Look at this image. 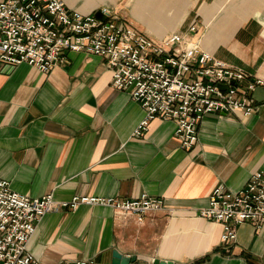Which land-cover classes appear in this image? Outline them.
I'll return each mask as SVG.
<instances>
[{"label":"crops","instance_id":"0c3cea01","mask_svg":"<svg viewBox=\"0 0 264 264\" xmlns=\"http://www.w3.org/2000/svg\"><path fill=\"white\" fill-rule=\"evenodd\" d=\"M64 1L84 13L119 7L156 40L186 32L187 42L264 81V0ZM112 77L104 58L84 52L67 51L48 72L0 61V178L14 191L165 201L141 223L104 205L49 212L29 252L44 264H112L114 250L136 256L130 264H264V222L242 223L227 244L222 223L199 214L218 185L236 192L264 172V83L249 93L255 113L206 114L196 145L185 149L172 120L153 119L134 136L146 112Z\"/></svg>","mask_w":264,"mask_h":264},{"label":"built area","instance_id":"2783aa9c","mask_svg":"<svg viewBox=\"0 0 264 264\" xmlns=\"http://www.w3.org/2000/svg\"><path fill=\"white\" fill-rule=\"evenodd\" d=\"M186 36V32H176L153 39L106 6L84 13L71 9L64 0L0 1V61L26 62L48 72L65 62L67 51L101 56L112 70L113 86L129 90L146 112L134 136L147 131L153 119L172 120L175 137L183 148L191 149L206 114L255 113L260 106L249 93L264 81L250 79L244 70L214 58L198 43L187 42ZM82 204L110 206L140 223L149 213L165 208L163 197L147 193L136 199L29 197L0 178V264H44L27 248L40 219ZM199 214L222 223L221 240L227 244L236 240L242 223L260 226L264 222V172L253 173L236 192L218 185ZM75 264L96 262L78 259Z\"/></svg>","mask_w":264,"mask_h":264},{"label":"water","instance_id":"95a60500","mask_svg":"<svg viewBox=\"0 0 264 264\" xmlns=\"http://www.w3.org/2000/svg\"><path fill=\"white\" fill-rule=\"evenodd\" d=\"M136 256H125L117 250L113 251L112 264H130L136 260ZM153 264H173L169 261H162L160 259H154Z\"/></svg>","mask_w":264,"mask_h":264},{"label":"rangeland","instance_id":"374dc122","mask_svg":"<svg viewBox=\"0 0 264 264\" xmlns=\"http://www.w3.org/2000/svg\"><path fill=\"white\" fill-rule=\"evenodd\" d=\"M119 7H118V11L117 10H115V12L117 13V15L119 16V17H121V14H120V12H119Z\"/></svg>","mask_w":264,"mask_h":264}]
</instances>
